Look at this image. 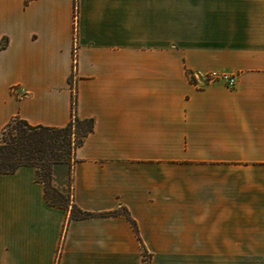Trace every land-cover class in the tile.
Listing matches in <instances>:
<instances>
[{
  "label": "crops",
  "instance_id": "crops-1",
  "mask_svg": "<svg viewBox=\"0 0 264 264\" xmlns=\"http://www.w3.org/2000/svg\"><path fill=\"white\" fill-rule=\"evenodd\" d=\"M74 114L68 206L0 174V264H264V0H0V139Z\"/></svg>",
  "mask_w": 264,
  "mask_h": 264
},
{
  "label": "trees",
  "instance_id": "trees-1",
  "mask_svg": "<svg viewBox=\"0 0 264 264\" xmlns=\"http://www.w3.org/2000/svg\"><path fill=\"white\" fill-rule=\"evenodd\" d=\"M15 125L8 129L13 121ZM5 128L0 139V174L15 172L24 165L37 168L38 180L44 182L46 198L50 204L68 206L69 197L53 184V170L61 163L71 164L75 150L85 137L93 130L92 119L75 117L66 126L56 127L33 125L25 119L16 118ZM89 123L87 128L83 124ZM79 125L81 137L77 136L74 127ZM51 189L57 194L58 200L52 197ZM76 217L94 216L96 213L85 211L74 205L72 209ZM122 213L126 215L136 231L138 225L127 208L104 212L103 214ZM149 260L145 264H148Z\"/></svg>",
  "mask_w": 264,
  "mask_h": 264
},
{
  "label": "built area",
  "instance_id": "built-area-1",
  "mask_svg": "<svg viewBox=\"0 0 264 264\" xmlns=\"http://www.w3.org/2000/svg\"><path fill=\"white\" fill-rule=\"evenodd\" d=\"M77 17H78V13H76V18ZM201 76L206 83L222 82L229 87H234L237 83V76L227 71L212 70ZM73 119H75V114L73 115Z\"/></svg>",
  "mask_w": 264,
  "mask_h": 264
},
{
  "label": "rangeland",
  "instance_id": "rangeland-1",
  "mask_svg": "<svg viewBox=\"0 0 264 264\" xmlns=\"http://www.w3.org/2000/svg\"><path fill=\"white\" fill-rule=\"evenodd\" d=\"M15 123H16V120L15 121H13V123L10 125V127H8V129H10V128H12L13 127V125H15ZM89 123L87 122V123H85V124H83V126H84V128H87V125H88ZM74 131L77 133V136L78 137H81V128L79 127V125H76L75 127H74ZM67 163H61V164H59V165H56L55 166V168H54V170L57 168V167H59V166H64V165H66ZM54 170H53V184H54V186L55 187H57L56 186V184L54 183ZM58 189H60L59 187H57ZM61 190V189H60ZM62 191V190H61ZM51 194H52V197L54 198V199H57L58 200V197H57V194L51 189ZM65 193V192H64ZM66 194V193H65ZM67 195V194H66ZM148 255V254H147ZM149 259V257L147 256V258H146V261Z\"/></svg>",
  "mask_w": 264,
  "mask_h": 264
}]
</instances>
